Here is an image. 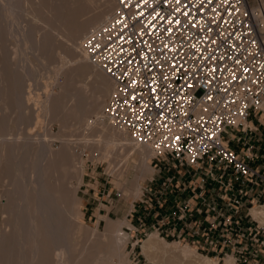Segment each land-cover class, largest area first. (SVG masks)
Wrapping results in <instances>:
<instances>
[{
  "label": "built area",
  "instance_id": "1",
  "mask_svg": "<svg viewBox=\"0 0 264 264\" xmlns=\"http://www.w3.org/2000/svg\"><path fill=\"white\" fill-rule=\"evenodd\" d=\"M82 47L114 83L104 117L191 178L185 189L200 192L177 202L179 223L187 226L201 200L209 244L217 234L222 249L238 250L248 216L264 231L248 206L264 205V172L247 136L264 105L263 11L249 0H116ZM235 139L240 149L230 146Z\"/></svg>",
  "mask_w": 264,
  "mask_h": 264
},
{
  "label": "bare ground",
  "instance_id": "2",
  "mask_svg": "<svg viewBox=\"0 0 264 264\" xmlns=\"http://www.w3.org/2000/svg\"><path fill=\"white\" fill-rule=\"evenodd\" d=\"M0 1L3 15L9 20L22 8H25L24 11L34 8L43 12L48 26L41 28L38 36L32 33V29L29 35L25 33L27 36L24 32H19L22 38L16 41L23 42L25 47L32 44V50L37 52L35 57L42 64H47L49 59L58 57L61 53L65 54V57H61L62 66L56 67L53 74L63 72L66 78L63 84H58V92H47L38 101L40 106L32 110L33 117L29 120L26 100L33 99L32 93L27 97V90H22L25 93L19 95V102L18 99H14V103L11 101L19 78L15 75L17 71L12 73L0 59L2 104L7 106L5 108L13 105L19 111L17 122L14 123L7 115L0 116V182L4 185V201L0 199V203L1 215H5L4 218L2 216L0 227V264H111L113 256L118 258L120 264H128L121 251L126 240V235L120 228L123 224L121 219H108L103 233L98 230L90 235L85 234L90 231L80 221L79 206L83 200L77 194L78 188H69L67 184L71 176L76 177L81 184L84 167L82 164H75L77 157L70 146L63 144L55 149L45 140L35 145L30 140V134L10 137L14 128L24 123V120L32 124L39 118L59 120L61 123L81 117L84 120L94 118L84 124L87 125L84 133L88 138L95 137L96 140L88 143V146L93 148L97 158L108 163L107 170L123 190L124 200L139 198L142 193L141 181L154 171L149 160L155 153L104 117L107 98L110 97L114 83L98 64L89 59L82 47L85 35L106 22L113 14L116 0ZM256 9L260 10L259 7ZM30 62L32 63L31 60ZM28 74L31 77L34 75L32 71ZM87 78L91 81L89 90L85 83ZM30 101L34 103V100ZM0 108L4 113V107ZM25 137L26 142L22 143L21 139ZM101 142L104 143L103 146ZM252 213L264 225V206L252 209ZM113 233L119 235L116 241L112 239ZM142 251L155 264H187L180 259L197 258L191 249L180 248L179 244H167L155 235L143 242ZM203 261L218 264L210 257ZM224 264H235V259L229 256Z\"/></svg>",
  "mask_w": 264,
  "mask_h": 264
},
{
  "label": "rangeland",
  "instance_id": "3",
  "mask_svg": "<svg viewBox=\"0 0 264 264\" xmlns=\"http://www.w3.org/2000/svg\"><path fill=\"white\" fill-rule=\"evenodd\" d=\"M249 2L251 3L252 7H259V9L264 13V0H249ZM24 10L25 8L17 10L12 16L13 19L10 18L11 20H9V18H6L3 15L2 3L0 1V19L3 21L2 22L0 20V59L6 64L12 73L17 71L15 75L17 79L19 78L16 90L13 95V100L11 101L14 103V99H20L21 96L19 95L25 93L26 90L27 93L25 94L27 97L31 95L29 94L30 92L32 93L33 99L26 100V108L28 106V109H26V112H28L26 114L28 118L30 117V120L33 117L32 110H36L40 106V104H37L38 101L42 100L47 92H58L60 88L58 84H63L65 82L66 78L63 72L59 73V75L55 73L53 74V72L56 70V67L58 68L59 66H62V58L65 57V54L61 53L58 57L49 59L47 64H42L36 59L35 54L37 52L32 50V44L29 47H25L22 44L23 42L18 43L16 41V39L20 40L22 38L21 35H19V32H24V34L28 33L27 35H29V33L34 31L32 33L38 36L39 30L48 26L42 11L36 10L34 8L26 9V11ZM3 26L4 28H2ZM3 29H5V32ZM60 38L62 39L63 37ZM17 44L19 45L18 47ZM31 71L34 74L32 77L30 74H28L29 72L31 73ZM49 76L51 79H49ZM90 82L91 81L89 78L85 80L87 90L91 89ZM17 95L19 97H17ZM30 100H34V103ZM108 100L109 97L107 98V102ZM0 107H4L3 109H5L4 113L0 110V116L5 114L9 117L10 121H13V123L17 122L19 113V111H17L18 109L16 110L13 105L12 107L8 106L9 108H5L7 106L2 104L1 97ZM92 119L94 118L90 117L84 120V118L81 117L70 122L64 121L61 123L59 120L48 121L44 118H39L34 120V124H31L28 120H24V123L22 122L23 124H19L20 127L23 126L22 129L17 126L14 128L11 134L13 136L10 135V137H16L17 135L19 137L20 135L22 136L25 134H30L32 136L30 140L33 144L38 145L45 140L55 149L60 148L63 144L70 146L72 152L77 157L75 164H82L84 167V178L82 183L80 184L76 177L71 176L69 177L67 184L69 188H78L77 194L83 200V203L79 206V210L81 211L80 221L87 227V229L89 228L88 231H90L85 233L86 235L93 234L91 232L98 230L101 233L105 232L108 219L113 221H119L121 219L123 224L120 228L121 231H123V233L126 235V240L124 245L121 247V251L127 258L128 264H155L142 251L143 242L151 235L158 236L161 240H163V242L167 244H179L180 248H189L196 254L197 258H181L180 261L183 263L207 264L203 261V259L210 257L216 260L218 264H224L226 258L230 256L235 259V264H264V244L262 243L264 241V231L260 229L258 232L256 229L258 226L256 223H252L253 220L251 219V216H248V218L245 219L246 225L244 226L246 227L243 229V231L246 237L241 239L239 244L240 248L238 250H233L232 247H226L225 249H222V246L218 244V241L221 238L217 234L214 235L213 238L214 244H209L206 242V237L203 235V233L206 232L204 231L205 224L204 226L199 224V221L204 219L203 215H205L204 213L206 210L205 206L200 202L201 200H198L192 204V213L195 215L194 217L188 216L186 218L185 222L187 223V226L179 223L178 219H176L174 215L176 212L177 202L186 201L193 194L192 190L197 192V189L190 187L185 189V186L189 185L191 178L186 179L185 177H182L173 166L163 162L156 156L151 157L149 160V164L153 167L154 171L151 175L141 181L142 193L139 198H129L128 201H125L123 190H121V188L115 183V179L109 174L107 170L108 163L102 161L100 158H97V155H95V152H93V148L88 146V143L96 141L95 137L94 139L88 138L89 136L84 133V128L87 127V125L84 124L91 121ZM253 120L256 124H253ZM45 121H47V124ZM254 126L260 130L254 129L253 131L247 133V136L253 143L257 145V147L259 144L261 148H264V109L259 111L257 115H255L250 120L247 128L250 129V127L253 128ZM234 134H236L237 137L241 135L243 136L242 132H235ZM41 135L46 137H41ZM224 138L227 139L228 134H225ZM26 139V137L21 139V142L25 143ZM241 143L242 142H238L235 139L230 143V146L232 148L240 149L242 146ZM101 144L102 146L104 145L102 142ZM260 157L261 155L259 154L258 162L261 166H264V154H262L261 161ZM173 175L177 179L173 180V185H170V187L165 189V186L162 185V181ZM131 176L133 175L131 174ZM177 185H180L181 187L178 188ZM212 187H216L214 193L221 192L220 189L217 188L218 185L214 184ZM3 189V182H0V199H2V201H4V198L2 197ZM118 193H121L120 197L117 195ZM197 194H200V192L198 191ZM209 196L212 195L209 193ZM254 202L255 203L253 205H248L251 207L250 213L252 215V209L264 206L260 205L263 203L262 200ZM199 210H204V213H198ZM244 211L245 213L249 212L247 208ZM1 212L2 208L0 203V227L5 216L1 215ZM199 226L200 233L194 234ZM256 233H258L257 236ZM118 237V234H112L113 241H116ZM111 264H120L118 258L113 256V261Z\"/></svg>",
  "mask_w": 264,
  "mask_h": 264
},
{
  "label": "crops",
  "instance_id": "4",
  "mask_svg": "<svg viewBox=\"0 0 264 264\" xmlns=\"http://www.w3.org/2000/svg\"><path fill=\"white\" fill-rule=\"evenodd\" d=\"M253 124H256V123H254V120H253ZM258 130H260V129H258ZM252 137V136H251ZM262 144V143H261ZM260 144V145H261ZM263 145H264V140H263ZM257 151L259 152V154L261 155V157H260V161L262 160V154H264V148H261V146H259V144H258V147H257ZM258 165V167H260L261 168V170L264 172V167H263V165L261 166L260 164H259V162L257 163ZM260 165V166H259Z\"/></svg>",
  "mask_w": 264,
  "mask_h": 264
}]
</instances>
